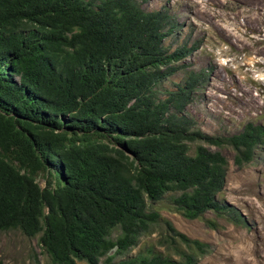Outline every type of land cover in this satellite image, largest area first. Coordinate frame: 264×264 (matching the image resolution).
<instances>
[{
  "label": "trees",
  "instance_id": "1",
  "mask_svg": "<svg viewBox=\"0 0 264 264\" xmlns=\"http://www.w3.org/2000/svg\"><path fill=\"white\" fill-rule=\"evenodd\" d=\"M177 26L138 0H0V233L40 234L56 264H114L162 220L158 203L247 223L219 198L229 160L211 146H230L242 167L264 145V125L199 126L188 107L208 71L187 62L196 44L164 43ZM196 263L151 252L116 264Z\"/></svg>",
  "mask_w": 264,
  "mask_h": 264
},
{
  "label": "rangeland",
  "instance_id": "2",
  "mask_svg": "<svg viewBox=\"0 0 264 264\" xmlns=\"http://www.w3.org/2000/svg\"><path fill=\"white\" fill-rule=\"evenodd\" d=\"M138 1L147 10L166 8L177 20L174 33L164 41L171 50L184 43L197 45L187 62L192 68L207 69L208 80L188 109L204 131L229 134L250 121L264 125V0H259L258 7L231 0L221 4L206 0ZM183 78L180 71L164 86L173 89ZM211 148L221 150L229 160L227 185L219 198L241 211L247 223L238 224L213 212L189 219L170 210L166 203H158L156 208L162 214L159 224L126 253L114 255L111 263L162 252L179 260L184 253L193 254L196 264H264V145L242 167L235 164L230 146ZM165 220L177 231L206 244V252L201 254L194 245L186 244ZM117 234L115 231L114 236ZM0 264L56 263L40 242V234L30 237L12 229L0 233ZM77 264L88 263L78 260Z\"/></svg>",
  "mask_w": 264,
  "mask_h": 264
},
{
  "label": "bare ground",
  "instance_id": "3",
  "mask_svg": "<svg viewBox=\"0 0 264 264\" xmlns=\"http://www.w3.org/2000/svg\"><path fill=\"white\" fill-rule=\"evenodd\" d=\"M207 2L210 1L213 4H221L223 0H206ZM234 1L235 3H250L253 4L254 6L258 7L261 6V2L259 0H231ZM263 3V2H262ZM247 6V5H246ZM264 6V5H262ZM206 15V14H205ZM208 17V16H207Z\"/></svg>",
  "mask_w": 264,
  "mask_h": 264
}]
</instances>
